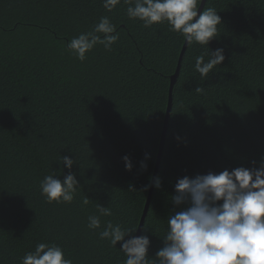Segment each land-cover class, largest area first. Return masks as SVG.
Wrapping results in <instances>:
<instances>
[{
    "label": "trees",
    "instance_id": "1",
    "mask_svg": "<svg viewBox=\"0 0 264 264\" xmlns=\"http://www.w3.org/2000/svg\"><path fill=\"white\" fill-rule=\"evenodd\" d=\"M205 6L221 16L220 36L209 46L223 48L225 60L201 78L195 57L210 49L193 44L184 54L158 171L162 188L154 187L144 225L153 232V255L177 177L250 166L264 156V0ZM126 8L108 12L103 0H0V264H20L40 242L59 244L73 264H123L119 247L100 240L87 218L102 204L113 212L101 217L102 226L140 224L183 48L166 23L145 28ZM101 16L118 26L119 40L81 62L66 42ZM73 154L81 183L74 201L47 203L40 181L62 174V155Z\"/></svg>",
    "mask_w": 264,
    "mask_h": 264
},
{
    "label": "clouds",
    "instance_id": "2",
    "mask_svg": "<svg viewBox=\"0 0 264 264\" xmlns=\"http://www.w3.org/2000/svg\"><path fill=\"white\" fill-rule=\"evenodd\" d=\"M121 3L127 5V17L141 21L145 28L166 23L169 31L180 35L186 48L193 44L207 46L210 54L195 57L194 70L201 78L225 60L223 48L209 46L220 36L218 26L222 19L215 8L205 6L207 0H103V7L112 12ZM117 27L108 16H101L91 30L68 40L66 51L81 62L98 45L112 51L120 36ZM195 90L203 91L201 86ZM149 158L150 154L145 153L140 161L142 170H147ZM122 160L125 171L131 172L134 167L131 157L126 154ZM77 164L75 154L62 155V174L53 172L43 177L40 192L47 203L74 201L81 186L73 171ZM152 187L162 188L159 175H150L143 191ZM128 190L137 189L129 183ZM82 203L87 205L89 197L85 196ZM170 203L172 214L167 217L165 234L156 235L162 246L154 255L150 254L151 230L141 223L124 227L109 220L102 226L101 217L113 215L108 206L97 204V214L88 216L87 227L98 231L99 239L110 247H119L125 257L123 264H264V156L250 161V166L179 176ZM20 264H73V261L59 244L40 242L25 253Z\"/></svg>",
    "mask_w": 264,
    "mask_h": 264
},
{
    "label": "water",
    "instance_id": "3",
    "mask_svg": "<svg viewBox=\"0 0 264 264\" xmlns=\"http://www.w3.org/2000/svg\"><path fill=\"white\" fill-rule=\"evenodd\" d=\"M186 49L187 48L183 45L182 51H181L180 56H179V60H178L176 71L171 76L167 112H166V117H165V121H164V127H163V131H162L161 141H160L159 154H158L157 163H156V167H155L153 176L158 175V171H159V167H160V163H161V158H162V155H163L164 145H165V138H166V133H167V129H168L170 113H171L172 106H173V91H174L175 84H176V82L178 80V77H179V74H180V71H181L182 61H183ZM153 191H154V187L149 189L148 198H147L146 205H145V208H144V212H143V215H142V218H141V221H140L141 226L145 225V220H146V217H147V214H148V210H149V207H150V202H151V199H152V196H153ZM139 234L140 233L138 232L137 235H139Z\"/></svg>",
    "mask_w": 264,
    "mask_h": 264
},
{
    "label": "bare ground",
    "instance_id": "4",
    "mask_svg": "<svg viewBox=\"0 0 264 264\" xmlns=\"http://www.w3.org/2000/svg\"><path fill=\"white\" fill-rule=\"evenodd\" d=\"M257 9V8H256ZM157 158V157H156Z\"/></svg>",
    "mask_w": 264,
    "mask_h": 264
}]
</instances>
